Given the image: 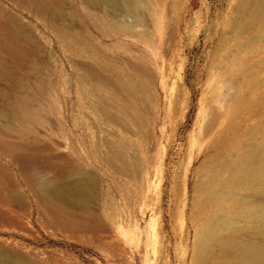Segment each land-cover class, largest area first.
<instances>
[{
	"label": "rangeland",
	"instance_id": "rangeland-1",
	"mask_svg": "<svg viewBox=\"0 0 264 264\" xmlns=\"http://www.w3.org/2000/svg\"><path fill=\"white\" fill-rule=\"evenodd\" d=\"M34 1L0 0V264H196L209 220L203 264L264 249V181L237 180L264 145V3Z\"/></svg>",
	"mask_w": 264,
	"mask_h": 264
},
{
	"label": "bare ground",
	"instance_id": "bare-ground-1",
	"mask_svg": "<svg viewBox=\"0 0 264 264\" xmlns=\"http://www.w3.org/2000/svg\"><path fill=\"white\" fill-rule=\"evenodd\" d=\"M108 1V0H107ZM113 1V0H112ZM29 2V1H28ZM33 2V1H32ZM257 2H258V7L261 9V7H262V4L264 3V0H257ZM108 3H110V2H108ZM34 4H35V6L36 7H38V8H40L41 7V9H42V11H48L49 9H48V7H49V3H48V0H35L34 1ZM89 4H91V2L89 3ZM128 4V3H127ZM53 5V4H52ZM94 5V4H93ZM109 5H111V4H109ZM131 5V4H130ZM129 5V6H130ZM91 6V5H90ZM54 7V6H53ZM113 7V6H112ZM37 8V9H38ZM92 8H95V6L94 7H92ZM170 8V7H169ZM54 9V8H53ZM57 9V8H56ZM41 10H39V12H40ZM41 11V12H42ZM136 11H137V9H136ZM168 11V10H167ZM1 12V11H0ZM37 12V11H36ZM170 12V11H169ZM137 13H138V11H137ZM171 13V12H170ZM127 14V13H126ZM134 14V13H133ZM139 15V14H138ZM46 16V15H45ZM55 16V15H54ZM51 17V16H50ZM45 20V19H44ZM133 21H134V19H133ZM52 23V22H51ZM57 26V25H56ZM3 30V29H2ZM6 31V30H5ZM15 33V32H14ZM16 35V34H15ZM8 39V38H7ZM11 39H13V38H11ZM19 41H23V40H19ZM25 41V40H24ZM11 42H12V40H11ZM11 42H9L8 40H6V37H2V36H0V44H2L3 43V45L4 44H7V45H9L8 47H6V45H5V48H2V49H0V51H4V52H8V51H12V50H14V48H13V45L11 44L10 45V43ZM27 42V41H26ZM22 43V42H21ZM12 46V47H11ZM0 47H4V46H0ZM15 49H17V47L15 48ZM20 49V48H19ZM6 52V53H7ZM13 52H17V51H13ZM19 52V51H18ZM11 54H13L12 52H11ZM16 53H14V57H16V55H15ZM22 55H23V53H22ZM13 56V55H12ZM13 57V58H14ZM68 58V57H67ZM69 59V58H68ZM126 60V59H125ZM0 62H2V61H0ZM22 64V63H21ZM133 64V63H132ZM135 66V65H134ZM1 67V66H0ZM1 70V69H0ZM92 70V69H91ZM2 71V70H1ZM1 71H0V73H1ZM5 72V71H4ZM96 72V71H95ZM3 73V72H2ZM8 74V73H7ZM77 75V74H76ZM2 77H4V76H2ZM105 78V77H104ZM85 80V79H84ZM108 82H109V80H107ZM126 81V80H125ZM124 81V83H126ZM106 83V82H105ZM123 83V82H122ZM123 83V84H124ZM128 83V82H127ZM127 83L126 84H124V85H122V87H123V89H125V90H127V91H129L128 89H126L127 88V86L129 85H127ZM110 85V84H109ZM111 85H112V83H111ZM126 85V86H125ZM132 86V85H131ZM121 87V88H122ZM124 87H126V88H124ZM130 87V86H129ZM128 87V88H129ZM132 88V87H131ZM135 88V87H134ZM136 90L135 91H139V90H137V87L135 88ZM132 90H133V88H132ZM126 91V92H127ZM134 91V90H133ZM132 91V92H133ZM125 92V91H124ZM130 92V91H129ZM131 92V93H132ZM130 93V94H131ZM134 93H136V92H134ZM134 93H132V96H133V94ZM139 93V92H138ZM93 94V93H92ZM137 94V93H136ZM136 94H134L135 96H136ZM138 95H140V94H138ZM142 95V94H141ZM134 96V97H135ZM139 97V96H138ZM138 97H137V101H139L140 100V97H139V100H138ZM143 98V97H142ZM141 98V100L140 101H142L143 99ZM110 100V99H109ZM135 101H136V97H135V99H134ZM140 101H139V103L138 104H140V105H143V104H141L140 103ZM143 103V102H142ZM138 107V106H137ZM142 106H140V108H141ZM139 108V109H140ZM102 110V109H101ZM100 110V111H101ZM110 110V109H109ZM99 111V112H100ZM110 112V111H109ZM111 113V112H110ZM104 114V113H103ZM113 116V115H112ZM106 132H108V131H106ZM102 133V132H101ZM109 140V139H108ZM108 140H105V138H104V141H108ZM112 140V139H111ZM110 140V141H111ZM112 142H113V140H112ZM108 143H109V141H108ZM107 142L105 143V145L106 144H108ZM102 144V143H101ZM110 144V143H109ZM109 144L107 145V147L109 146ZM116 145V143L114 144V146ZM65 147V146H64ZM117 148H115V147H111L110 148V150L108 149V151H109V153H113V155L114 156H112V155H110V156H112V160L114 159L113 157H115V161L113 162L112 161V163L114 164V163H118V166L120 167V165H121V160L122 159H124L125 158V156H126V153L122 150V148L120 147V146H116ZM100 148V147H99ZM112 148H115L116 150H114V149H112ZM102 149H105V148H103L102 147ZM112 149V150H111ZM97 151H98V149H96ZM114 150V151H113ZM100 151H101V148H100ZM104 151V150H103ZM108 151H106L107 152V155H108ZM103 153H105V152H103ZM106 155V154H105ZM103 156V158H108V163H110V161L111 160H109V158L111 159V157L109 156H106V157H104V155H102ZM62 157V156H61ZM107 160V159H106ZM111 164V163H110ZM112 164V165H113ZM242 177H245L246 179H248V182L246 183L247 184V186H248V188H253L256 184H258V181L259 182H262V181H264V145H262V146H259V147H257V148H255V149H253V150H251L249 153H247V155H246V157H245V159H244V168L241 170V173H240V177L237 179V180H240ZM34 178V177H33ZM65 180V179H64ZM236 180V181H237ZM62 181H63V177H62ZM51 182H52V180H51ZM67 182V181H66ZM75 182V181H74ZM73 182V183H74ZM49 183V182H48ZM47 183V184H48ZM64 183V182H63ZM230 183H232V182H230ZM234 183V182H233ZM47 184H41V189L43 190V191H47V193H50V192H52V190H49L50 188L47 186ZM39 185H40V183H39ZM51 185V184H50ZM66 185V184H65ZM214 183H210L206 188H204L202 191H201V193H200V195H199V197L198 198H195V205H196V203H198V200H205L206 198H209L210 196H211V194H212V188H214V187H216V185H214ZM64 186V185H63ZM67 187V186H66ZM75 187V186H74ZM49 188V189H48ZM54 188V187H53ZM62 188V187H61ZM41 189H40V191H41ZM57 190V189H56ZM68 189H66V191H67ZM70 190H72V189H70ZM43 191H41V192H43ZM53 191H55V190H53ZM44 193V192H43ZM55 193V192H54ZM59 193V192H58ZM57 192H56V194H58ZM52 194V193H51ZM50 194V195H51ZM61 195H63V194H61ZM55 196V195H54ZM57 197V196H56ZM61 198V197H60ZM199 213H203V220H205L206 221V219H207V214H206V210H205V208L204 209H200L199 210ZM253 216L255 217V218H259V219H264V214H261V213H255L254 212V214H253ZM208 220V219H207ZM257 224H260V220H258L257 221ZM219 229H220V227L218 226V224L216 223V222H213L212 220H209V221H206V222H204L202 225H200L199 226V230H200V232H201V234L199 235V237L197 238L198 240H197V255H196V264H203V262H204V260L206 259L207 260V258H209L210 256H211V243H212V241H214L217 237H218V235H219ZM219 247L222 249V251H223V254H224V257H226V260L225 261H223L222 263H219V264H264V249H262V248H260V247H258V246H255V245H253V244H245V243H241V242H238V241H230V240H224V241H221V242H219ZM17 264V263H16Z\"/></svg>",
	"mask_w": 264,
	"mask_h": 264
}]
</instances>
